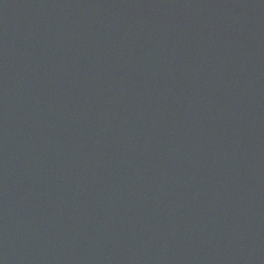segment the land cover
<instances>
[{"label":"water","instance_id":"95a60500","mask_svg":"<svg viewBox=\"0 0 264 264\" xmlns=\"http://www.w3.org/2000/svg\"><path fill=\"white\" fill-rule=\"evenodd\" d=\"M0 264H264V0H0Z\"/></svg>","mask_w":264,"mask_h":264}]
</instances>
